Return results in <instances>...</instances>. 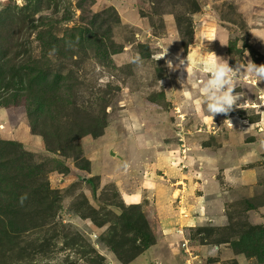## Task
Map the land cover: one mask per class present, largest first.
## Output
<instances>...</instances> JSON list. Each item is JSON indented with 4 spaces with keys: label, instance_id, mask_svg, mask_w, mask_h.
Here are the masks:
<instances>
[{
    "label": "rangeland",
    "instance_id": "1",
    "mask_svg": "<svg viewBox=\"0 0 264 264\" xmlns=\"http://www.w3.org/2000/svg\"><path fill=\"white\" fill-rule=\"evenodd\" d=\"M154 1L86 2L85 16L88 21L95 13L105 12L111 7L117 10L120 18V24H113L111 35L124 48L113 55V66H103L94 58H86L78 69L80 77L87 81L88 88L83 93L86 101L100 86L111 84L113 90L107 106L109 120L99 137L89 135L81 139L84 149L82 163L88 166L87 169L79 168L74 159L65 158L67 164L64 167L67 170L50 173V187L62 195L61 207L43 231L34 229L25 233L22 244L31 245L41 238L38 241H46V250L43 256L36 253L25 255L21 259L23 264H115L119 259L103 240L110 222L99 225L87 216L90 205L100 212L98 216L103 219L107 218L106 210L121 215L120 207L110 204L118 199L128 207L138 206L155 234L160 230L159 222L162 224L158 219L162 215L158 208L163 206L157 200L156 186L162 185L166 188L164 191L171 192L177 187L169 169L175 168L187 174L192 170H189L188 159L183 156H195L194 148L198 151L205 148L207 155L216 156L213 149L221 150L229 144L228 150L233 151L257 139L259 131L264 132V99H261L264 97V81L257 85L246 74H242L236 89L237 93L244 94L239 102L246 101L241 108H235L227 116L217 114L214 119L203 110L202 105L200 110L197 109V103L202 100L199 93L201 82L209 75L206 60L212 52L228 59L233 67L236 63L246 64L248 59L257 64L264 63V0H198L200 11L194 15L192 22L194 33L185 39L172 7L167 6L165 10L159 8L155 11L161 15H156ZM9 3L23 5L25 0H0V10ZM67 12L72 14L73 20L65 21L64 26L80 21L82 11L78 8V0H65L59 17L62 18ZM209 35L214 37L211 42L207 40ZM184 40L191 43L186 45ZM167 48L165 57L154 59ZM137 54L142 63L130 62V58ZM177 54L185 59V65L186 57L191 56L192 65L197 66L195 75L184 88H181L178 78L186 81L185 65L171 71L166 63L167 60L178 63ZM185 93H188L187 97ZM3 101L0 108V138L22 141L27 149L40 157L38 160L51 161L54 157L46 150L42 136L32 133L25 97L10 94ZM209 147L212 150L209 151ZM238 151L230 153L233 159L237 158ZM180 154L183 155L181 159ZM125 162L129 164L127 169L123 167ZM218 162L219 170L234 164L232 160L225 161L224 158ZM50 165L57 164L50 162ZM244 169L256 173L246 176L243 185L239 179L234 181L237 184L221 182L226 197L229 195V200H232L225 225L205 227L201 236L198 231H190L185 225L186 229H179L184 240L173 243L171 247L186 252L187 257H181V264H189L188 259L193 264H239L234 258L223 260L221 257L227 253L226 248L231 247L226 240L238 237L241 226H264V221L256 222L260 215L252 217L250 210L264 205V155L258 162L245 159ZM149 191H153V194ZM126 193L139 194V199L135 201L137 203H127ZM116 195L117 198L114 197ZM175 196L165 206L183 214L178 207L182 199ZM80 202L85 205L78 206ZM123 219L127 221V217ZM131 228L136 232L134 227ZM190 236L197 240H190ZM198 238L206 246L201 247ZM192 246L196 254L191 250L193 254L190 255L187 247ZM230 251L236 254L232 247ZM146 261L147 264H162L157 260ZM243 264L264 263L255 256Z\"/></svg>",
    "mask_w": 264,
    "mask_h": 264
},
{
    "label": "trees",
    "instance_id": "2",
    "mask_svg": "<svg viewBox=\"0 0 264 264\" xmlns=\"http://www.w3.org/2000/svg\"><path fill=\"white\" fill-rule=\"evenodd\" d=\"M87 1L78 0L80 21L71 26H64L73 20L70 12L59 17L65 0H25L23 5L9 3L0 10V108L10 94L25 97L32 133L42 136L46 150L54 157L51 161L38 160L40 157L23 142L0 138V264H23L25 255H44L45 240L38 238L31 245L22 241L31 230L43 231L61 207L62 195L50 187L49 175L67 170L65 158H72L79 168L87 169L82 163L81 139L99 137L109 120L111 84L100 86L86 101L83 93L88 88L87 81L80 77L78 69L86 58L113 66V55L124 48L111 35L113 24H120V18L111 7L95 13L88 21ZM167 6L174 11L183 39L191 37L194 15L200 11L198 0L153 2L154 11ZM66 8L68 11L67 5ZM154 14L161 15L157 11ZM184 41L186 45L191 43ZM23 194H27V200L21 206L19 198ZM110 204L120 207L121 215L106 210L107 218L103 219L90 205L87 216L99 225L110 222L103 240L120 262L128 264L154 245L156 236L138 206L128 207L119 199ZM194 230L201 233L206 228ZM237 236L226 240L233 251L246 257L256 256L264 263V226H241Z\"/></svg>",
    "mask_w": 264,
    "mask_h": 264
},
{
    "label": "crops",
    "instance_id": "3",
    "mask_svg": "<svg viewBox=\"0 0 264 264\" xmlns=\"http://www.w3.org/2000/svg\"><path fill=\"white\" fill-rule=\"evenodd\" d=\"M262 118L260 120H262ZM258 136L259 137H257V139H252L250 142H246V145H242L240 146L241 148L239 147L237 149H234L233 151L228 150L229 144L225 145V147L221 150H212V148L209 147V151L212 150V152H214L216 156L207 155L206 149L202 147V144L200 145L201 149L203 148V150L198 151L194 148L195 156H183L180 154V159L182 156L184 159H188L187 161L190 166L189 170L192 171L186 174L181 171L179 172L175 168L169 169V172L173 173L171 176L174 177V184H176L177 186L176 188H174V190H172V192L171 190L164 191V189L166 188L162 185H159V187L156 186L155 193H157L159 197L157 198V200H159L160 202L159 205L163 204V206L158 208L160 210L159 212L162 213L161 216H158V219L162 222V224H160L159 222L160 230L159 232L155 231L156 243L146 249L141 255L136 257V259L128 264H147L148 261L146 260L148 259L153 261H161L162 264H181V257L183 259H186L187 257L186 252L177 251L173 249V247H171L173 243L181 241L183 242L184 240L183 236L180 234V232H178L180 231V228L182 230L185 225V227L190 231H194V229L197 227L225 225L226 222H228L226 221L228 219L227 217L229 216H227V214L230 209L229 204L230 202H232V200H229V195L228 198L226 197V192L222 189L221 182L224 181L223 183L237 184V182L234 181H238L239 179L241 180L240 184L243 185L246 176L256 173L250 172L248 169H244V160L254 159V161L257 160L258 162V160L262 159V155H264V132L259 131ZM237 150H239L237 154L238 156L237 158L233 159L232 154ZM231 152L232 154L230 155ZM230 156L231 159L229 158ZM220 158H224L225 161L226 159L230 161L232 160L234 164H229L222 170H219L218 161L220 160ZM254 169L255 167H253L252 170ZM166 173L164 175H166ZM220 175H222L221 178ZM154 182L156 184V180ZM147 183L152 182L147 181ZM145 187H148V185ZM149 192L151 193V195L153 194V191ZM174 195H176L175 197L180 196L182 199L180 200L178 207L179 209H181V211H183V214L177 210H169L168 205L165 206L168 200ZM125 199L127 203H137L135 201H137L136 199H139V194L126 193ZM250 210L252 212V217H256L258 214L260 215L256 219V222L264 221V205L258 207L257 209L253 208ZM185 212L186 216L184 215ZM259 219H261L262 221ZM201 235L202 232L199 233V236ZM189 238L193 241L197 240L191 236ZM198 240L201 247L206 246V244L200 242L201 238H198ZM193 246L191 248L188 247V249L190 251L192 250L194 254H196ZM230 249L231 247L226 248L227 253H225V255H222L221 257L223 260L234 258L239 262V264H243L246 260L251 261L254 258H248L244 254H232ZM115 264L123 263L118 261L115 262Z\"/></svg>",
    "mask_w": 264,
    "mask_h": 264
},
{
    "label": "clouds",
    "instance_id": "4",
    "mask_svg": "<svg viewBox=\"0 0 264 264\" xmlns=\"http://www.w3.org/2000/svg\"><path fill=\"white\" fill-rule=\"evenodd\" d=\"M209 42L214 40V37L209 35L207 37ZM222 45H226L221 43ZM168 48L164 50L162 55L154 57L158 60L166 56ZM247 56L249 53L246 54ZM178 63H174L173 60H167V66L171 71L178 70L181 65H185V59L180 58L177 54ZM187 64L185 70L187 72V79L178 78V83L181 88H184L189 82L190 78L195 75L196 65H192V57H186ZM130 62L140 64L142 63L141 57L137 54L130 58ZM192 65V66H189ZM206 67L208 69V78L201 82L199 93L202 96V100L197 103V109L200 110L201 105L203 110L207 112L213 119L217 114H224L227 116L229 112L235 108H241L240 98L244 96L243 93H237L240 78L242 74H246L249 79H252L255 84L264 81V63L257 64L251 59L247 60L246 64L236 63L235 67L230 66L228 59L218 56L215 52H212L206 60ZM101 83H104L101 81ZM188 96V93H185ZM261 99H264L262 97ZM227 119V118H226ZM229 123H232L230 119H227ZM123 167L127 169L129 164L124 163ZM27 200V194H23L19 198V204L24 205Z\"/></svg>",
    "mask_w": 264,
    "mask_h": 264
},
{
    "label": "built area",
    "instance_id": "5",
    "mask_svg": "<svg viewBox=\"0 0 264 264\" xmlns=\"http://www.w3.org/2000/svg\"><path fill=\"white\" fill-rule=\"evenodd\" d=\"M187 251L189 252L190 255L193 254V252H191V251L188 249V247H187ZM195 257H197V255H195ZM188 263H189V264H193V263L191 262V259H188Z\"/></svg>",
    "mask_w": 264,
    "mask_h": 264
},
{
    "label": "water",
    "instance_id": "6",
    "mask_svg": "<svg viewBox=\"0 0 264 264\" xmlns=\"http://www.w3.org/2000/svg\"><path fill=\"white\" fill-rule=\"evenodd\" d=\"M82 177V179L84 178V179H87V177L86 176H81Z\"/></svg>",
    "mask_w": 264,
    "mask_h": 264
}]
</instances>
